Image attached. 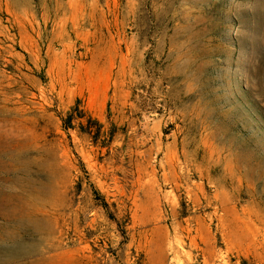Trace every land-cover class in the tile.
Segmentation results:
<instances>
[{"label":"rangeland","instance_id":"1","mask_svg":"<svg viewBox=\"0 0 264 264\" xmlns=\"http://www.w3.org/2000/svg\"><path fill=\"white\" fill-rule=\"evenodd\" d=\"M0 264H264V0H0Z\"/></svg>","mask_w":264,"mask_h":264}]
</instances>
